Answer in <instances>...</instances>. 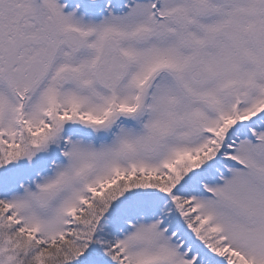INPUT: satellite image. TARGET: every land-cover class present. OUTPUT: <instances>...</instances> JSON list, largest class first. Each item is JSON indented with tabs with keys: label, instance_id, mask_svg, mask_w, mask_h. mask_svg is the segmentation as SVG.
Returning <instances> with one entry per match:
<instances>
[{
	"label": "snow or ice",
	"instance_id": "obj_1",
	"mask_svg": "<svg viewBox=\"0 0 264 264\" xmlns=\"http://www.w3.org/2000/svg\"><path fill=\"white\" fill-rule=\"evenodd\" d=\"M0 264H264V0H0Z\"/></svg>",
	"mask_w": 264,
	"mask_h": 264
}]
</instances>
